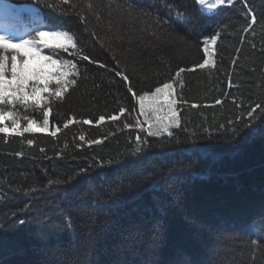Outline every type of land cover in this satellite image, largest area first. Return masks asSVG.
<instances>
[{"label": "trees", "instance_id": "16d2710c", "mask_svg": "<svg viewBox=\"0 0 264 264\" xmlns=\"http://www.w3.org/2000/svg\"><path fill=\"white\" fill-rule=\"evenodd\" d=\"M8 1L44 17L20 37L77 66L60 97L0 104L20 123L0 124V264H264V0Z\"/></svg>", "mask_w": 264, "mask_h": 264}, {"label": "snow or ice", "instance_id": "6c2138e0", "mask_svg": "<svg viewBox=\"0 0 264 264\" xmlns=\"http://www.w3.org/2000/svg\"><path fill=\"white\" fill-rule=\"evenodd\" d=\"M231 2V0H229ZM8 6H5V12L2 18H0V104L2 105H14L23 104L27 105L30 101L37 104L40 103L41 96L43 93L50 92L49 85L53 82L60 86L55 89V95L60 97L67 90L66 85L68 77L72 74L69 69H75L76 64L72 63L71 60L61 62L58 59H54L52 55H43L41 45L47 46L48 41L44 40V37L49 35L46 31H39L36 33V38L25 39L21 37H15L7 34L8 30L16 29L19 24V20L16 17H12L7 12ZM53 35L63 36L67 45L71 48H76V44L73 42L72 36L67 32L52 33ZM63 43H56L54 47L56 49H62L64 53L69 51L68 46ZM207 54V48L204 49ZM35 57H41L44 62L50 63L52 66L51 70H45L42 66H33L31 61ZM81 60H88V56H82ZM208 64V60L205 59L203 64H198L197 67L203 68ZM184 69H180L176 73L177 76L183 72ZM117 75L121 76L123 81H128V76L118 72ZM76 83L75 80L72 81ZM130 87V85H129ZM172 83H163L162 87H156L154 92H145L143 95L138 97L140 108H145V101L149 102L150 106L162 104L161 95L165 89H172ZM171 95V93H169ZM167 104L169 112L172 114V119H175V112L173 111L174 100L163 101ZM220 103V101H217ZM123 111V109H120ZM115 119V117H110ZM101 121L105 119L103 115L99 117ZM0 120L8 121L11 120L12 131L15 132L19 127V122L16 119V114L13 111H7L0 108ZM85 123H91V121H84ZM49 123L48 113H44V125L47 127ZM164 131H168V125H163ZM9 128L7 124L0 126V133H7ZM25 132H31L32 126L24 129ZM55 135V133H53ZM150 135H158V133H150ZM172 135L171 132L168 133ZM31 143V141H29Z\"/></svg>", "mask_w": 264, "mask_h": 264}, {"label": "rangeland", "instance_id": "374dc122", "mask_svg": "<svg viewBox=\"0 0 264 264\" xmlns=\"http://www.w3.org/2000/svg\"><path fill=\"white\" fill-rule=\"evenodd\" d=\"M198 1V3H199V5H200V7L205 11V12H207V13H209V14H212V13H214L217 9H219L220 7H222V6H225V5H228V4H231V3H233L235 0H231V2H229V0H197ZM8 6V8H7V12H8V14L10 15V16H14V17H16V18H20V16H21V10L18 8V7H16V6H12V5H10V4H8L7 2H5L4 4H3V6H2V12L4 13L5 12V6ZM34 17H36V20H39L40 18H39V16L38 15H34ZM7 34H9V35H12V36H14L12 33H7ZM56 39H58L59 41H63V42H66V39L63 37V36H60V35H58L57 37H56ZM217 40H218V36H214V37H212V38H207L206 39V44H205V48H207V60L209 61V60H211V58H212V55H213V53L215 52V50H216V44H217ZM31 64L33 65V66H42V67H44L45 68V70H51L52 69V66H51V64L50 63H46V62H44L43 61V59L41 58V57H35V58H33V60L31 61ZM54 83V82H53ZM55 84V83H54ZM57 87H62V85H60V86H56V88ZM162 87V86H161ZM49 88H50V90H54V89H56V88H52L50 85H49ZM167 91H169V89H167ZM44 94L45 93H43L42 94V96H41V99L44 97ZM168 97H169V95H168ZM167 99V98H166ZM156 106H160V105H156ZM154 114L156 115V116H158V121H157V123H156V125H157V128H159L160 130H159V132L160 133H163V131H164V128H163V125H165V124H167L168 125V128L170 127V123H171V120H172V114H171V112H165L164 114H162L161 112H160V109H157L155 112H154ZM6 122H11V120H8V121H3V120H0V124H4V123H6ZM174 123V122H173ZM32 127H36V128H42V127H39L38 125H37V123L35 124H33L32 125ZM18 128H20V123H19V127ZM17 128V129H18ZM158 130V129H157Z\"/></svg>", "mask_w": 264, "mask_h": 264}, {"label": "water", "instance_id": "95a60500", "mask_svg": "<svg viewBox=\"0 0 264 264\" xmlns=\"http://www.w3.org/2000/svg\"><path fill=\"white\" fill-rule=\"evenodd\" d=\"M21 8L25 13H35V12H38L40 10V8L38 6L30 4V3H24L21 6Z\"/></svg>", "mask_w": 264, "mask_h": 264}]
</instances>
